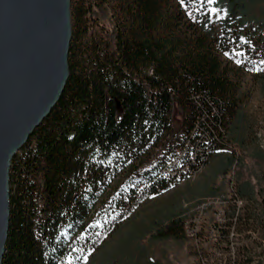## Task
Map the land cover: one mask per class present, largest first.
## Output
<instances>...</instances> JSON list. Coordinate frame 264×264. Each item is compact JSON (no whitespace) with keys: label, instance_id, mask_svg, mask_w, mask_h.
I'll list each match as a JSON object with an SVG mask.
<instances>
[{"label":"trees","instance_id":"trees-1","mask_svg":"<svg viewBox=\"0 0 264 264\" xmlns=\"http://www.w3.org/2000/svg\"><path fill=\"white\" fill-rule=\"evenodd\" d=\"M70 5L69 77L12 157L1 264H83L142 198L175 185L163 171L177 150L198 164L225 148L244 75L264 72V19L243 0ZM235 194L245 200L237 228L264 227V187ZM182 222L157 235H180Z\"/></svg>","mask_w":264,"mask_h":264},{"label":"rangeland","instance_id":"rangeland-1","mask_svg":"<svg viewBox=\"0 0 264 264\" xmlns=\"http://www.w3.org/2000/svg\"><path fill=\"white\" fill-rule=\"evenodd\" d=\"M243 1L249 14L264 19V0ZM241 84V101L229 119L225 148L217 151L198 173L142 198L130 218L83 264L199 263L197 247L211 246L209 227L222 201L214 204V209L208 213V222L200 227L199 239L194 238L192 232H186L191 231L190 222L204 218L202 209H195L197 202H209L210 197L232 199L237 189L245 184L254 190L264 187V161L259 159L264 151L255 136L259 120L264 122V72L261 76L245 74ZM195 195L204 197L194 200ZM180 215H189V220L182 222L180 235H157V229ZM236 241L241 245L239 253L242 249L247 252L253 259L252 264H264V227L257 224L250 231L238 227Z\"/></svg>","mask_w":264,"mask_h":264},{"label":"water","instance_id":"water-1","mask_svg":"<svg viewBox=\"0 0 264 264\" xmlns=\"http://www.w3.org/2000/svg\"><path fill=\"white\" fill-rule=\"evenodd\" d=\"M71 34L70 0H0V264L12 157L61 98Z\"/></svg>","mask_w":264,"mask_h":264},{"label":"built area","instance_id":"built-area-1","mask_svg":"<svg viewBox=\"0 0 264 264\" xmlns=\"http://www.w3.org/2000/svg\"><path fill=\"white\" fill-rule=\"evenodd\" d=\"M255 136L260 148L264 151V122L259 120L255 130ZM184 148L177 150L176 155L171 157L164 167L172 171L171 168L188 167L191 173H198L208 164L210 158L214 153L208 152L206 160L198 164H194V155L190 157V161L181 162L180 154ZM175 183L183 181L182 174L173 175ZM233 196H236L234 194ZM228 197V196H227ZM237 197V196H236ZM207 203L197 202L195 209H202L204 218H198L195 222H190V229L192 236L199 239L201 236V229L203 223L208 222V213L214 209V204L218 201L226 200V207L223 212H214V218L210 229L211 246H198V264H244L242 257L239 255L241 249L240 243L236 241L238 236L237 220L240 216L241 209L245 200L237 197L236 206H227V198L225 197H210ZM192 209V211H195ZM183 220H189V215L183 216ZM230 234V242L223 243V235Z\"/></svg>","mask_w":264,"mask_h":264},{"label":"bare ground","instance_id":"bare-ground-1","mask_svg":"<svg viewBox=\"0 0 264 264\" xmlns=\"http://www.w3.org/2000/svg\"><path fill=\"white\" fill-rule=\"evenodd\" d=\"M172 171H169L168 168H166L164 171H163V174L168 176V177H173V175H178V174H182V179H185L193 174H191V170L188 169L187 167H178V168H171ZM195 173V172H194ZM203 203H207V202H203ZM219 203V201L217 202ZM220 204V203H219ZM221 206V209L219 212H223L225 207H226V200L225 201H222V203L220 204ZM224 206V207H223ZM227 206H229V202L227 200ZM203 211V210H201ZM186 223V222H185ZM226 242H230V237L228 239H225L223 237V243H226Z\"/></svg>","mask_w":264,"mask_h":264},{"label":"crops","instance_id":"crops-1","mask_svg":"<svg viewBox=\"0 0 264 264\" xmlns=\"http://www.w3.org/2000/svg\"><path fill=\"white\" fill-rule=\"evenodd\" d=\"M201 197H204V196H200V195H195L193 198H194V200H198L199 198H201ZM192 198V199H193ZM193 200V201H194ZM160 236V235H159ZM157 237V236H156ZM160 237H165V236H160ZM160 237H158V238H160Z\"/></svg>","mask_w":264,"mask_h":264}]
</instances>
